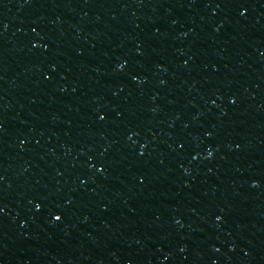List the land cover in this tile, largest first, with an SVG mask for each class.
<instances>
[{
	"label": "water",
	"instance_id": "water-1",
	"mask_svg": "<svg viewBox=\"0 0 264 264\" xmlns=\"http://www.w3.org/2000/svg\"><path fill=\"white\" fill-rule=\"evenodd\" d=\"M0 264H264V0H0Z\"/></svg>",
	"mask_w": 264,
	"mask_h": 264
},
{
	"label": "snow or ice",
	"instance_id": "snow-or-ice-1",
	"mask_svg": "<svg viewBox=\"0 0 264 264\" xmlns=\"http://www.w3.org/2000/svg\"><path fill=\"white\" fill-rule=\"evenodd\" d=\"M241 11H242V14H243V9H242ZM209 155H211V153H209ZM36 207H37V208H39V207H40V205H39V204H37V205H36ZM60 218H61V217H60V216H58V215H57V216H54V219H56V220H59ZM217 219H220V217H217Z\"/></svg>",
	"mask_w": 264,
	"mask_h": 264
}]
</instances>
